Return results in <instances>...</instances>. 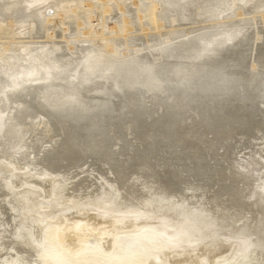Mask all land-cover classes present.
Returning a JSON list of instances; mask_svg holds the SVG:
<instances>
[{
    "label": "bare ground",
    "instance_id": "1",
    "mask_svg": "<svg viewBox=\"0 0 264 264\" xmlns=\"http://www.w3.org/2000/svg\"><path fill=\"white\" fill-rule=\"evenodd\" d=\"M81 1L0 0V38H28L30 22L37 35L33 38L39 37L47 13L64 12ZM149 1L155 3L153 12L142 7L148 17L168 23L174 17L179 27L163 42L151 35L154 51L138 53L151 44L122 51L123 41L112 37L104 38L102 46L85 42L71 47L76 50L70 55L41 47L48 41L34 42L38 48H24L23 42L15 50H0V236L10 240L1 245L0 237V264H168L169 256L171 264H264V196L257 192L264 186V148L257 147L262 140L264 146V65L256 62V69L251 64H264V33L244 39L248 29L241 27L249 25L241 16L256 13L264 25V0ZM96 6L106 18L109 10ZM237 6L243 14L225 17ZM234 37V45L228 44ZM52 67L62 75L48 83ZM108 68L121 70L104 98L101 84L74 82L77 75L86 80L99 69L94 77H102ZM183 81L187 83L180 86ZM67 90L82 97L80 107L63 99ZM59 96L63 106L49 110L45 103L51 105ZM166 99L170 101L163 106ZM144 123L162 129V136L145 129L140 131L143 142L167 138L163 129L174 125L171 132L177 137V127L187 124L180 135L195 156L186 168L211 172L205 180L215 186L206 193L203 189L201 197L182 195L191 180L181 176L177 162L186 153L179 145L162 154L158 144L145 160L151 165L149 184L154 182L147 191L123 188L129 171L125 179H110L108 171H97L100 155L84 156L106 146L105 160L115 162L120 141ZM58 135L62 143L52 145ZM125 149L126 144L122 154ZM167 158L170 167L162 160ZM123 160H117L120 167ZM142 162L137 154V165ZM225 193L230 198L219 197ZM224 205L238 213H227ZM135 225L143 230L127 235ZM88 234L96 244L82 243Z\"/></svg>",
    "mask_w": 264,
    "mask_h": 264
},
{
    "label": "rangeland",
    "instance_id": "2",
    "mask_svg": "<svg viewBox=\"0 0 264 264\" xmlns=\"http://www.w3.org/2000/svg\"><path fill=\"white\" fill-rule=\"evenodd\" d=\"M88 1L82 0L81 1L82 5H81V3H80V5L79 4L78 5L72 4V5H70V7L68 6L67 10H64V12L57 10V11L52 12L51 14L47 13L42 18V22H41L42 34H41V36L39 34L38 35L39 37L33 38V36H37V35L34 34V32H35L34 23L30 22L28 24L29 29H28V27L25 28L27 30L28 38H21V37H18L16 34H13V35L10 34L8 36V39H7V37H4V39L2 38L5 41H3L0 38V50H4L6 47H9L10 51L15 50L23 42H25V44H21V45L24 48L25 47L26 48H30V47L31 48L32 47L38 48L40 45L39 46L35 45L34 42L41 44L44 41H48L49 43L50 42L51 43L41 45V47H46V48L49 47L48 49L50 52H52V51L61 52L62 51L61 53L65 54V55H70L71 54L70 52L71 51L74 52L77 47L88 45L85 42H88L91 45L96 44V46H102L103 45L102 40L104 38H111L112 37V38L121 39L123 41L122 45L124 46L123 47L124 50H122V51L131 52L135 48L141 47L142 45H143V47H147L150 44L153 45V46H151L152 48H150V49L145 48L143 52H138V53H144V52H147L148 50H152L153 48H155V46H154L155 43H154L153 39H151L152 38L151 35L156 34L155 38H157L158 41L161 40V42H163L168 38V35H169L168 32H170V30L176 31L179 28L178 24H176V22H172L175 20L174 17H172L171 19L168 20L169 23L167 21H162V19L159 17H158L159 19L157 18V19H155V21H153L152 17H148L149 15L145 13V11H144V9H142V7L144 8L147 5L149 7V9H151L153 12V9L151 6L155 3L154 2L151 3V1H149V0H139V1H137V0H97L96 1L95 0V2L93 0H88ZM94 5L95 6L100 5V6H102L103 9L106 8L109 10V12L106 14V18L104 17V19H103L102 13L100 14L101 15L100 16L96 12L98 9L96 8L97 6L95 7ZM81 7H82V10H81ZM238 8L239 7L237 6L233 10L231 9L227 13L226 17H230V16H232V14H234L233 16H237L239 13L243 14L242 11H240ZM101 11H102V9H101ZM107 15H109V17ZM245 15L241 16V18L245 19L249 25L253 24L252 29H250V31H248V32L252 33V31H253V33L256 36L261 37L262 34L264 33V30H263L264 25L262 24L263 23L262 19L259 16L260 13H256L252 17H248L249 15H247V16H245ZM53 20H54V22H53ZM142 22H143V24H142ZM50 24H51V26L55 25L56 27L52 29V27H50ZM11 26L14 30L16 27V23L11 25ZM29 30L33 31L34 35ZM9 32L11 33V30H9ZM166 33H167V36L165 35ZM163 35H165V36H163ZM130 38H132V39L130 40ZM261 41L263 42L264 39H261ZM1 42H2V44H1ZM28 42L30 44H27V46H25L26 43H28ZM256 42H258L257 44L262 43V42H259V40H256ZM54 43H56V44H54ZM28 45H30V46H28ZM144 45H146V46H144ZM71 47H76V48H75V50H71ZM154 50L155 49H153L152 51H154ZM120 52L121 51H119V53ZM115 53H118V52H115ZM150 56H153V55H150ZM251 64L253 65V67L258 66V65H256L257 64L256 61H255V64L254 63H251ZM256 69H257V67H256ZM12 109L14 111V108H11L9 110L10 111L9 115L12 114L11 113V112H13ZM262 141L260 142L261 144H259L261 146H258V144H257V147H261V148L263 147L264 148V146L262 145V143H263ZM261 148H256V149H259L258 150V152H259L262 150ZM247 151L248 150L245 149L244 153H246ZM262 171L264 172V169ZM73 222H75V221H73ZM92 228L95 229V226H93ZM140 228H141V230H143L142 227L136 226V228L135 227L132 228L133 232L130 231V234H127V233L126 234L135 236L136 233L138 234L141 231ZM0 237L2 239L3 236H0ZM83 237H84V239H82V243L85 246L96 244V237L93 234H88V236L86 238H85V235ZM6 239H7V236L2 239V240H4L3 243L1 240V242H0V243H2L1 245H4V244L7 245V242L10 243V240L8 239V241H7ZM139 242L140 243H138V244L143 243L142 241H139ZM11 246H13L12 243H11ZM90 252H92V250H90L88 253H90ZM106 254L107 253L103 252V255H106ZM227 254L228 253L223 254L224 257H225V255L227 256ZM170 257H171V259H170ZM172 261H173V257L169 256V258L167 259V263L171 264ZM183 263L184 264H192L188 260H184L180 264H183Z\"/></svg>",
    "mask_w": 264,
    "mask_h": 264
},
{
    "label": "water",
    "instance_id": "3",
    "mask_svg": "<svg viewBox=\"0 0 264 264\" xmlns=\"http://www.w3.org/2000/svg\"><path fill=\"white\" fill-rule=\"evenodd\" d=\"M226 15H225V17H226ZM241 27H243L242 30L244 28H247L248 31H250V29H252V25H247L246 26V25L243 24V25H241ZM248 31H245L244 33H242L243 34L242 37L244 39L248 35L251 34V32H248ZM231 41H233V42L229 41L228 44H230V45L233 44L236 41L235 37ZM224 47H227V46H224ZM231 47L232 46H229L227 48L230 49ZM216 59H219V57H217ZM198 61L202 62V61H204V59H200ZM256 62L259 63L260 65H264L259 60H257ZM89 67L90 66H88V68ZM120 70L121 69H119V68L118 69H116V68H108L107 70L104 69L103 72L101 73L102 75H100L102 77H98V78L94 77L95 74H98V71L96 73L93 72L92 75L89 78H87L86 80H80L79 79L80 74H79V75L76 76L74 82L75 83L77 82L78 85H83V86H86V87H92V86H95L96 84H101L103 88L101 90L102 93H99V95L104 98L105 96H107L108 93L111 92V89H110L111 85L110 84L113 83L112 80L115 79L116 75H117V77L119 76L120 73H118V72H120ZM61 75L62 74H60V72H58V70H56L55 68L52 67L51 69L48 70V74L46 75L45 78L48 81V83H50L51 81H55V79H57ZM78 82L81 83V84H79ZM185 83H187V81H183L180 84V86L184 85ZM38 84H40L42 86L44 85L42 83V81H39ZM92 84H95V85H92ZM119 88H120V86L118 88L116 87V90L119 89ZM75 92L76 91H74V90H67V92L62 94L61 96L63 97L64 100H68L69 102H72V105H76V106L80 107L79 103L82 102V97L79 96L78 92H76V93ZM60 99L61 98L59 96L58 98L55 99V102H54L55 104L52 103L51 105H49V104L45 103V106L47 108H49V110H51V111H57L65 103V102H63V100H60ZM157 100H159V99H157ZM169 101L170 100L166 99V102H163L164 104H162V105L163 106L164 105H168L167 103H169ZM48 102H50V101H48ZM260 108H263V107L260 106ZM197 110L198 109H196V111ZM131 115H133V114H131ZM244 118H245V116H244ZM46 119L48 120L47 116H46ZM255 120L256 119L253 118V120L251 122H253ZM39 121L41 122L42 120L39 119ZM48 122H49V120H48ZM224 122H226V121H224ZM241 122H243V121H241ZM129 123H130V119H129ZM180 123H182V122H180ZM203 123H204V120H203ZM205 123L208 124V122H205ZM229 123H230L229 121L227 122V124L225 123L226 127L229 125ZM44 124L46 125L47 121ZM49 124H50V122H49ZM246 124H248V122H246ZM174 126H172L171 128H168V130L167 129H163V132H165V134L168 135L167 138H165L163 140L158 138V137L156 139L150 138L148 140V142L147 141L143 142V135L140 136V131L142 132L143 130L147 129L149 131V133L152 132L153 135L156 134V136H162V134H161L162 133V129H156L154 127L149 128L148 124H146V123H144L143 127L141 125H137L136 124V126L134 127L133 132L131 133V136H127L125 139H122L120 141V143H119L120 145H118V147L121 148V152L119 154H117V156H119V157L118 158L116 157V159H115L116 161L115 162H112V160H110V161L105 160V158H106L105 155H108V154H105V152L108 151V148L106 146H102V148H100L96 153H93V152H91V150H88V152H84V156H89L90 154H97L98 156L100 155L101 156V160H100V162L97 163V164H99V167L97 166V171H100L101 168L104 171H108L109 172L108 176H109L110 179L111 178H113V179L115 178L117 180L125 179L124 177L127 176L128 171H129V178L123 183V188L127 187V188L131 189V188H136L137 187L140 190L147 191V189H150V188L153 189L152 186H153L154 182H152L153 184H149V182L151 181L150 180V168H151V165H148L147 161H145V160H149V157H153V155L156 153L155 147L158 146V144H159V147L161 146L160 149H162L164 151L162 154L172 153L173 147L176 146V145H179V150L182 151L184 149V151L186 153L184 155L186 157L181 159L179 162H177V164H179L180 168L182 169V175L181 176L186 177V178H187V176H190L189 177L190 179H188V180H191V182L189 183V185L187 186L186 189H188L189 187L190 188L187 191L185 190V192H183L182 195L184 193H186L188 195H194V196L197 195L198 197H201L199 195H202V190L203 189H204V193H206V192H209V190L212 189L215 186L214 184H208V182H206V181H209V179L205 180L207 178V176L211 172H207V171H204V170H196L193 167L189 168V169L186 168L188 163H191V161L193 160L192 156H195L194 155L195 154L194 149H192V148L187 149L188 148V147H186L187 145H183V143H185V142H183L182 139L186 140L185 135H182V136L180 135L181 131H182L181 129L187 128L188 125L187 124H185V125L183 124L182 126L177 127V130H176L177 137L174 135L173 132H171L172 128ZM216 132H218V131H216ZM216 132L215 133H211L210 136H212V134H216ZM119 134H122V133H119ZM115 136H118V134L115 135ZM59 137H60V139H59ZM60 141L62 143V135H58V140L55 141L57 143H53L52 145H54V144H58L59 145ZM125 144H126V149H125V152L122 154V150L124 149V145ZM152 146H154L153 149H152ZM51 148H53V146H51ZM50 149H48L49 151L46 150L45 152H43V154H40V156H42V155L45 156V153L47 151H48L47 155L50 154V151H51ZM139 152H141L142 155H140ZM110 153H111V156L114 154L112 152H110ZM137 154H138L139 157L143 158V160H144V162H142L140 165H137V163H136ZM217 154H219V153H217ZM82 155H83V153H82ZM120 155H122V156H120ZM221 156H222V153H221V155H218V157H220V158H221ZM119 158H123L124 159L123 162H122L121 167L119 165L120 161H117ZM120 160H122V159H120ZM162 160L165 162L166 166L170 167L171 165H173V163L171 162L170 158H167V160H165V159H162ZM124 161L127 163L126 167H125V168L128 169L127 171H125V169L123 167L124 163H125ZM133 168H134V170H132ZM155 169H159V167H155ZM259 171H261V170H259ZM261 177H262V174H261ZM257 178H256V180H257ZM261 179L263 180L264 177L261 178ZM260 180L258 181V183H260ZM210 183H212V181ZM257 192H259V194H262L264 196V186H263L261 191L259 189V191H257ZM121 194L122 193L120 191V193L118 195H121ZM176 195H179V194H176ZM202 196H204V195H202ZM255 196L256 197H254V199H255L254 203H256V200H257V195H255ZM219 197L230 198V193L229 194H226V193L222 194V196H219ZM123 198H124V196H123ZM203 201H205V200H203ZM208 201L209 200H206V202H208ZM224 201L225 200H221V203L224 202ZM229 201L230 200H226V202L228 204H229ZM231 204H233V203H231ZM224 206H226V205H224ZM196 207H200L199 204H197ZM226 207H227V213H230L231 215H235L236 213H238V212H235V211H238L236 208L230 207V205L229 206L227 205ZM248 214L250 215L251 219H255V217L252 216V212H250ZM5 226L7 227V225H5ZM254 244L255 243L253 242V244L250 245V251L253 250Z\"/></svg>",
    "mask_w": 264,
    "mask_h": 264
}]
</instances>
